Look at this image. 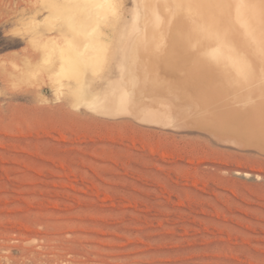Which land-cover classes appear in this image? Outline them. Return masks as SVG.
I'll return each mask as SVG.
<instances>
[{"label": "rangeland", "instance_id": "374dc122", "mask_svg": "<svg viewBox=\"0 0 264 264\" xmlns=\"http://www.w3.org/2000/svg\"><path fill=\"white\" fill-rule=\"evenodd\" d=\"M144 3L0 0V264H264V152L96 101L121 45L179 42Z\"/></svg>", "mask_w": 264, "mask_h": 264}, {"label": "bare ground", "instance_id": "6f19581e", "mask_svg": "<svg viewBox=\"0 0 264 264\" xmlns=\"http://www.w3.org/2000/svg\"><path fill=\"white\" fill-rule=\"evenodd\" d=\"M163 1L145 0L146 12L142 11V7H139L141 11H138L145 12L148 23H160L163 22V18L171 17L173 12L175 13L178 3L179 8L183 6V10L180 11L181 8L177 10L179 16L173 15L169 19L172 21L167 18L164 20L166 27H162L161 23L159 25L160 29L171 28L170 30H174L170 27L171 22L174 26L178 23L184 25L179 24L181 29L171 31L172 33L176 31L174 36L179 39V42L174 43L176 40L172 44L169 42L170 46L166 47L163 40L160 43L163 48L157 47L159 50H152L153 47H151L146 51L145 47L144 52H140L136 45L129 42V45H126L125 42L126 46L121 45L122 49H119V51L122 50V58L113 63L114 68L112 67L111 73L106 75L104 82L106 91L102 90L104 92L101 96L97 95L100 97L98 99L95 98L94 93L93 100L96 99L101 103V110L106 111L108 115L110 113L121 116L120 113L128 112L149 121L166 120L169 118L166 115L167 111H178L169 113L171 116L176 114L173 121L176 116L178 119L177 114H179L182 122L208 127L213 129V134L216 132L222 136L234 134L232 136L235 138L225 136L224 139L231 143L233 140L240 142L242 147L251 145L250 147L256 148L257 151L264 152V9L252 8L264 6L263 1L243 3L241 0L239 2L238 0H220L221 2L217 3L219 0H185L180 4L178 0H175L177 4L174 5L169 0L164 1V11L162 9L158 11L159 6H164ZM211 2H214L215 6ZM166 3L170 4V7L171 3L176 7V9L171 7L175 9L173 11L167 6L171 16L166 10ZM211 4L214 7H211ZM66 6L70 4L67 3ZM216 7L217 9L222 7L223 11L219 8L212 12V8L216 9ZM214 14L221 15V18L219 17L221 20L218 21H222L221 24L224 23L223 33L221 30L217 32L221 24L220 26L216 24L219 27L213 24L210 27L208 23L211 22V15ZM205 22L208 26L204 25ZM166 23L170 26L168 27ZM133 26L134 24L132 28ZM177 27L179 28L178 25ZM164 30H160L161 33L158 34L169 33V29H167L168 32ZM169 35H166V38L171 36ZM160 39L162 40L161 37ZM169 41L173 40L169 38ZM97 48H105V46L99 45ZM137 49L140 55L143 53L144 55L138 56ZM88 50V55L95 54V49ZM89 102L92 101L89 100ZM101 110L98 111L101 112ZM181 121L178 122L183 125L184 122ZM175 124L179 126L178 123Z\"/></svg>", "mask_w": 264, "mask_h": 264}]
</instances>
